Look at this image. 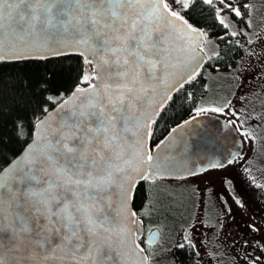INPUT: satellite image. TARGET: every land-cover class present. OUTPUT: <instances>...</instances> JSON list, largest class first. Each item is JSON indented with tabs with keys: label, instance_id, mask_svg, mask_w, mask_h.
<instances>
[{
	"label": "snow or ice",
	"instance_id": "6c2138e0",
	"mask_svg": "<svg viewBox=\"0 0 264 264\" xmlns=\"http://www.w3.org/2000/svg\"><path fill=\"white\" fill-rule=\"evenodd\" d=\"M254 15L252 0H0V61L67 53L82 60L70 92L53 85L51 72L35 84L23 79L0 113L11 117V134L0 135V264H154L171 248L187 253H173L171 264H197L192 223L171 244L158 239L159 228L141 239L144 218L155 211L156 181L192 174L169 170L172 162L161 160L159 150L170 138L186 150L173 134L196 118L171 129L156 154L153 124L172 94L207 73L205 62L219 61L226 47L246 53L229 65L237 75L264 65V25ZM186 96L194 101L191 91ZM232 103L202 99L192 111L230 109L237 118L247 112ZM239 155L195 167L220 168ZM138 185L147 196L139 208ZM256 249L245 253L247 264H264V241Z\"/></svg>",
	"mask_w": 264,
	"mask_h": 264
},
{
	"label": "rangeland",
	"instance_id": "374dc122",
	"mask_svg": "<svg viewBox=\"0 0 264 264\" xmlns=\"http://www.w3.org/2000/svg\"><path fill=\"white\" fill-rule=\"evenodd\" d=\"M252 3L255 23L264 25V0H252ZM244 59L247 56L243 49L233 67ZM208 64L204 65L208 71L203 74L207 87L197 104L202 99L215 103L227 98L233 102L231 108L238 112L246 108L247 112L238 118L230 109H225L224 113L206 111L201 114L232 120L231 125L242 139L243 149L233 163L224 168L181 180H157L155 211L150 219L146 217L144 227L146 234L150 228H159V240L171 244L180 239L182 226L192 223V239L200 253L197 263L247 264L245 253L256 252V242L264 241V78L260 74L264 65L255 63L242 67L237 75L232 68L213 70ZM241 96L247 103L240 99ZM253 112L257 115H252ZM237 119L241 121L239 126ZM245 128L256 139L246 138ZM225 177L231 179L230 184L225 183ZM244 241H249L251 247ZM177 251L171 248L157 254L154 264H171L173 253L180 256Z\"/></svg>",
	"mask_w": 264,
	"mask_h": 264
},
{
	"label": "trees",
	"instance_id": "16d2710c",
	"mask_svg": "<svg viewBox=\"0 0 264 264\" xmlns=\"http://www.w3.org/2000/svg\"><path fill=\"white\" fill-rule=\"evenodd\" d=\"M205 18L208 24L212 23L210 14H205ZM242 51L243 49L236 45L226 47L219 61L206 62L205 64L209 63L207 66L214 70L217 69L214 64L218 62L221 65L219 70H228L229 65L233 66L241 56ZM81 64L82 60L77 55L55 56L48 58L47 61H0V113L4 112L7 106L11 104L13 89H19L23 79L35 84L42 76L51 72L53 85L62 91L70 92ZM206 81L204 75H198L195 81L185 83L182 89L174 92L172 99L160 109L156 123L153 124L154 132L150 141L152 149L172 128L188 119L189 116L194 115L192 109L204 94L206 89L203 85L206 84ZM186 91L193 93L194 101L188 100ZM10 121V116L0 114V135L11 134ZM2 162L0 159V163ZM146 198L145 188L138 185L133 201L134 206L139 208ZM144 224H147L146 217ZM177 252L182 258H187L185 251L178 250Z\"/></svg>",
	"mask_w": 264,
	"mask_h": 264
},
{
	"label": "water",
	"instance_id": "95a60500",
	"mask_svg": "<svg viewBox=\"0 0 264 264\" xmlns=\"http://www.w3.org/2000/svg\"><path fill=\"white\" fill-rule=\"evenodd\" d=\"M65 55L79 56L77 53H67ZM175 71H180L178 63ZM162 90L163 86L161 88V91ZM194 117L196 118L195 123L190 122L189 126L184 128L182 132L178 128L177 133L173 134L177 139L182 137L186 141V150H183V146L171 138L165 140V143L161 145L159 150L161 160H169L172 162L169 166V170L181 172L184 169H191L192 174L165 176L159 179H182L197 175L215 168H205L203 171H199L195 167L196 165L207 163L210 159L220 158L229 153H241L243 142L233 125L228 124L224 119L212 114H200L199 116L194 115ZM179 125H181V123ZM168 134L165 137H167ZM164 138L162 140H164ZM152 151L153 154H156V147H154ZM235 158H237V156ZM227 165L228 164L223 167ZM142 231L144 235V225H142ZM152 231L156 232L157 229H153ZM147 237L148 234L145 236V239Z\"/></svg>",
	"mask_w": 264,
	"mask_h": 264
},
{
	"label": "flooded vegetation",
	"instance_id": "af4514ba",
	"mask_svg": "<svg viewBox=\"0 0 264 264\" xmlns=\"http://www.w3.org/2000/svg\"><path fill=\"white\" fill-rule=\"evenodd\" d=\"M206 172V171H205ZM205 172H203V173H205ZM203 173H201V174H203Z\"/></svg>",
	"mask_w": 264,
	"mask_h": 264
}]
</instances>
